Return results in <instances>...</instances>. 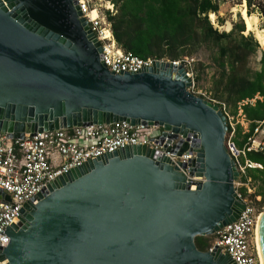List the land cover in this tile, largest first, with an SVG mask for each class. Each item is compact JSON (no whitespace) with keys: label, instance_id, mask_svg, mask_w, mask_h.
Here are the masks:
<instances>
[{"label":"water","instance_id":"1","mask_svg":"<svg viewBox=\"0 0 264 264\" xmlns=\"http://www.w3.org/2000/svg\"><path fill=\"white\" fill-rule=\"evenodd\" d=\"M102 59L78 0H0V131L119 121L177 131L166 153L107 152L32 194L0 264H236L195 241L246 208L226 114L191 92L186 60L115 74ZM259 232L264 257V213Z\"/></svg>","mask_w":264,"mask_h":264},{"label":"built area","instance_id":"2","mask_svg":"<svg viewBox=\"0 0 264 264\" xmlns=\"http://www.w3.org/2000/svg\"><path fill=\"white\" fill-rule=\"evenodd\" d=\"M78 2L83 17L102 43V60L110 72L136 73L162 60L153 57L143 59L122 49L114 38L107 17L104 24L109 29L106 30L101 28L98 12L93 20L90 16L93 9L88 11L84 0ZM113 8L112 3L111 10ZM116 11L111 13L115 14ZM222 110L229 117L225 104ZM240 112L242 115V110ZM225 143L239 171L245 173L247 167H262L249 160L243 161L246 149H240L232 138L228 137ZM176 144L177 131L173 128L134 125L128 121L92 123L34 135L26 133L23 138H14L12 134L0 131V247L6 240L8 228L20 218L26 200L38 191H45L52 182L66 176L89 158H102L107 152L141 146H154L156 153L163 154L168 147ZM245 203L246 208L240 217L214 234V242L208 251L220 248L236 264H262L256 234L264 209L246 200Z\"/></svg>","mask_w":264,"mask_h":264},{"label":"trees","instance_id":"3","mask_svg":"<svg viewBox=\"0 0 264 264\" xmlns=\"http://www.w3.org/2000/svg\"><path fill=\"white\" fill-rule=\"evenodd\" d=\"M117 11L106 13L111 23L117 44L125 51L140 58L150 57L171 61H181L192 57L200 50H207L214 65L216 75L211 90L212 100L223 109V104L232 108L233 114L242 116L249 122V129L238 135L235 143L240 149L250 144L255 130L264 121V53L260 68L253 70L251 58L260 50V42L253 31L247 34L245 19L233 22L229 31H221L212 23L210 14L219 17L217 0H110ZM249 15L254 13L264 17V0H246ZM243 15V14H242ZM203 64V63H199ZM232 128L228 121V134ZM240 137L242 139H240ZM243 161L260 164L262 167H247L241 173L243 183L250 182L255 188L250 194L253 203L264 209V147L246 149ZM249 180V181H248ZM242 197L247 188H239ZM209 237H196V245L201 251L211 246Z\"/></svg>","mask_w":264,"mask_h":264},{"label":"rangeland","instance_id":"4","mask_svg":"<svg viewBox=\"0 0 264 264\" xmlns=\"http://www.w3.org/2000/svg\"><path fill=\"white\" fill-rule=\"evenodd\" d=\"M109 1L110 0H84V2L86 3L87 9H89L88 11L93 9L90 16L96 18L97 12H98V15L100 17L99 21L101 23V28L106 29V30L109 29L108 25L104 24V22L106 21L105 19L106 13L108 11L111 13V11L113 12L117 10L116 7L115 9L113 8L111 10L112 3L109 4ZM217 1L219 2V6H220L218 15L223 20V24L222 23L220 24L218 22L217 15L215 17V21L213 20L211 21L215 25V27H218L221 31H229L233 27V22L239 21L240 17L243 19V15H242V8L244 5L243 0H217ZM94 9H96L97 11ZM254 15L258 16L257 24L259 28L264 29V17L260 16L257 13H254ZM248 33L249 32H247V34ZM263 53H264V47L260 46V50L258 51V53L251 58L250 66L253 70H258L260 68V59ZM184 57L185 59L183 60L187 61L186 66L193 80V84L190 89L191 92L195 94L196 96L202 97L204 99H207V100H210L216 103V101L212 100L211 90L213 87V79L216 75L217 68L214 65V62L212 61L209 52L203 49L197 52L196 54H194L192 57H186V56ZM161 59L170 60L166 57L161 58ZM200 62L203 64H199ZM226 108H227V113L229 116L227 117V121H229V124L231 125V128H232L230 134H228L227 132L226 139L230 137L233 140H235L239 132L238 125H240L242 128L241 134H245L249 129V122L246 121V119L241 115L240 111L238 115H234L232 108H228L227 106ZM240 139L242 138L240 137ZM246 147H251L252 149H255V150L262 149L264 147V123L259 125V127L255 130L253 139L250 141V144H246ZM241 173L244 174L243 172ZM240 178L236 182V187L238 189V192H239V188L246 187L247 194L242 198L246 201L253 203L252 198L250 197V194L253 193L255 188L252 187L250 182L243 183L242 180H240ZM207 237H209L208 238L209 243L212 244L214 242L215 236L210 235Z\"/></svg>","mask_w":264,"mask_h":264},{"label":"bare ground","instance_id":"5","mask_svg":"<svg viewBox=\"0 0 264 264\" xmlns=\"http://www.w3.org/2000/svg\"><path fill=\"white\" fill-rule=\"evenodd\" d=\"M243 8H242V14L245 19L246 25H247V32L253 31L257 40L260 42L261 46L264 47V29H260L257 22H258V16L252 14L249 15L247 11L246 6V0H243ZM211 20L215 21L216 15L214 13L210 14ZM91 19H95L94 17H91ZM228 26V25H227ZM230 26V25H229ZM261 220V218H260ZM260 220L257 227V234H256V243H257V249L259 252V257L261 259L262 264H264V257H263V251L261 247V240H260V232H259V226H260Z\"/></svg>","mask_w":264,"mask_h":264}]
</instances>
